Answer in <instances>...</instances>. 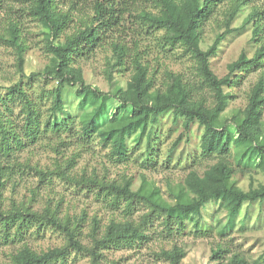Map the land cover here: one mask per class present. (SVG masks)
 Returning <instances> with one entry per match:
<instances>
[{
    "label": "rangeland",
    "instance_id": "rangeland-1",
    "mask_svg": "<svg viewBox=\"0 0 264 264\" xmlns=\"http://www.w3.org/2000/svg\"><path fill=\"white\" fill-rule=\"evenodd\" d=\"M95 1L76 0L73 8L62 6L69 11L71 22L59 37L60 42L90 23ZM134 3L133 16L141 10L154 12L150 0H136ZM233 5L236 0H223L202 30L203 49L212 44L216 35L226 34L216 54L210 58L211 70L218 78L226 75L227 65L241 52L252 58L260 47H264V19L260 23L262 32L257 37L253 34L252 24L245 23L252 8L264 12V0L237 2L241 11L228 21L227 29L228 12ZM11 23L17 25L26 45L21 71L15 50L1 38ZM43 31L41 25L28 15L21 0H0V117L10 121L23 141L18 147L12 143L10 157L2 161L8 169L10 167L1 191L2 210L28 207L39 214L48 210L61 223L76 229L79 234L76 239L83 249H69L62 264H95L90 250L98 254L96 264H169L161 252L175 247L184 251L181 264H225L233 254L243 257L248 264H264V199L244 202L233 229L223 236L219 232L226 223V211L218 201L205 204L197 224L194 220L186 221L180 229L172 224L168 233L164 216L149 203L133 199L129 204L109 188L112 183L122 187L129 181L131 191L155 188L159 197L173 203L171 196L174 192L170 190L183 185L192 171L202 176L217 161L215 153L202 152L204 128L196 121L185 130L183 118L175 117L172 110L167 111L155 124H149L143 133L128 138L127 155L125 159H118L111 153V146L105 145L96 133L87 141L79 136L83 110L77 89L63 85L65 110L73 117L71 133H47L33 142L21 136L19 126L24 116L23 104L20 96L8 94V88L18 85L33 102L43 123L50 114L52 92L59 86L56 81L41 75L50 65L52 56L46 50ZM162 34V30L148 28L132 17L100 34L90 47L84 45L83 51L74 55L72 65L81 70L85 84L107 96H111L116 87H125L133 74L131 63L135 56L147 67L154 89L163 88L165 72L180 75L191 85L199 86L200 78L193 58L180 46L171 49L165 46ZM114 42L130 51L123 66L116 65L111 45ZM238 75L236 83L224 88L231 97L220 116L222 119L245 108L251 89L261 76L264 77V66ZM200 96L208 105H213V95L206 87L201 89ZM109 104L117 103L110 97ZM227 127L233 132L230 123ZM232 149L231 145V155ZM228 159L235 170L232 181L238 188L247 192L250 188L264 186V172L243 169L235 165L232 156ZM88 180L96 183L89 184ZM111 222L139 227L144 238L131 244L95 247L93 238H102ZM44 224L28 223L16 233L12 242L0 241V264H10L11 256L24 246L39 254L67 244L62 230ZM15 232L12 226L9 233ZM218 246L226 251L221 259L211 260L212 251Z\"/></svg>",
    "mask_w": 264,
    "mask_h": 264
},
{
    "label": "trees",
    "instance_id": "trees-1",
    "mask_svg": "<svg viewBox=\"0 0 264 264\" xmlns=\"http://www.w3.org/2000/svg\"><path fill=\"white\" fill-rule=\"evenodd\" d=\"M21 1L25 9L27 8L28 15L44 29L46 50L52 55L50 65L44 68L41 75L45 79L56 81L59 85L52 92L50 114L43 123L40 122L39 112L25 92L18 85L8 88V94H17L23 104L24 116L19 126L21 136L33 142L38 136L47 133L57 135L60 134L59 132L71 133L73 117L65 110L61 90L63 85L77 89L79 105L83 110L79 136L88 140L96 133L105 145L111 146V153L118 159H125L127 155L128 138L138 132L143 133L149 124L158 121L161 114L172 110L175 117L183 118L185 130H188L194 121L204 128L202 152L215 153L217 161L202 176L192 171L186 176L183 185L170 190L174 192L171 196L173 203L159 197L155 188L131 191L129 181L122 187L112 183L109 186L112 191L129 204L133 199L149 203L154 210L164 216L168 233L171 232L172 224L178 229L182 228L186 221L194 220L197 224L205 204L218 201L226 211V223L219 232L220 236L233 229L235 218L244 202H260L264 199L263 185L250 188L247 192L236 186L232 181L235 170L228 159L232 156L235 165L243 169H257L264 172V77L261 76L251 89L247 105L243 110L237 111L230 118L220 117L231 97L225 93L224 88L236 83L239 73L264 66V47H260L252 58L241 52L236 60L227 65V73L221 78L212 72L210 58L216 54L226 34L216 35L207 49L201 47L204 24L209 21L215 8L223 0H150L154 12L141 10L136 12L135 16L131 14L135 9L136 0H96L93 3L90 23H87L83 30L67 36L64 42H60L59 37L67 29L71 19L69 11L62 9V6L73 8L76 6V0ZM246 1L248 0H236V5L231 7L226 22L227 29L228 21L234 19L241 11L237 2L243 4ZM132 17L148 28L162 30L161 38L165 46L169 49L180 46L184 53L193 58L196 64L195 70L200 78L198 88L185 81L180 75L165 72L166 82L163 88L154 89L147 67L142 65L136 56L132 59L133 74L129 81L124 88L116 87L111 96L85 84L81 70L72 65L74 55L83 51L84 45L87 47L93 45L100 34L111 31L113 27L129 21ZM263 19L264 12L257 7L252 8L245 19L246 24H252L255 37L262 32L260 23ZM1 38L15 50L21 71L26 45L17 25L9 24L5 29V35ZM111 45L116 65L123 66L130 51L120 43L114 42ZM203 87L210 90L213 95L212 106L200 96ZM110 97L116 101V105L109 104ZM228 123L233 126V132L229 131ZM18 136L10 121L0 117V197L5 186L6 172L10 169L2 161L10 157L12 143L17 147L23 144ZM87 182L96 183L92 180ZM34 221L40 225L45 222L44 225L62 230L66 234L67 244L39 254L24 246L11 256L10 264H62L69 254V249L78 251L83 249L76 239L79 235L76 229H70L67 224L61 223L48 210L39 214L28 207L13 208L8 211L2 210L0 205V241L12 242L16 233L21 232L28 223ZM12 226L15 227V234L9 233ZM95 233L96 231L93 230V234ZM143 238L144 233L139 227L130 223L111 222L102 238L94 237L93 241L95 247H105L121 243L131 244ZM225 251L218 246L212 251L210 259H221ZM90 252L93 263L96 264L98 254L94 250ZM161 255L169 264H181L184 251L175 247L171 251L161 252ZM225 264L248 263L243 257L233 254Z\"/></svg>",
    "mask_w": 264,
    "mask_h": 264
}]
</instances>
